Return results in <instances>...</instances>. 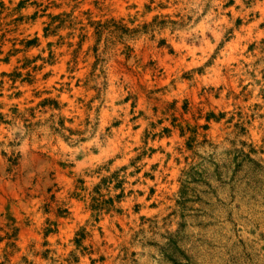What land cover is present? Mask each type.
Returning a JSON list of instances; mask_svg holds the SVG:
<instances>
[{"label":"rangeland","instance_id":"obj_1","mask_svg":"<svg viewBox=\"0 0 264 264\" xmlns=\"http://www.w3.org/2000/svg\"><path fill=\"white\" fill-rule=\"evenodd\" d=\"M0 264H264V0H0Z\"/></svg>","mask_w":264,"mask_h":264}]
</instances>
